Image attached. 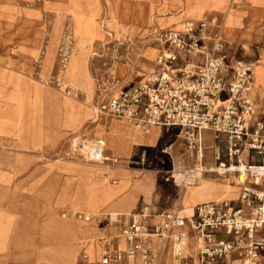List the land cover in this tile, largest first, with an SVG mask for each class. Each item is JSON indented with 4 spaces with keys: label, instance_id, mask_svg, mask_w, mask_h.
<instances>
[{
    "label": "crops",
    "instance_id": "1",
    "mask_svg": "<svg viewBox=\"0 0 264 264\" xmlns=\"http://www.w3.org/2000/svg\"><path fill=\"white\" fill-rule=\"evenodd\" d=\"M71 1V6L75 8L72 14L76 15L80 14V6L85 7L86 3L93 6L95 2ZM101 1L105 12V2ZM152 1L158 8L163 0ZM209 1L215 6L204 5L201 15H216L222 24L226 11L229 8L232 10V36L222 33V38L230 43L231 49L240 44L253 46L263 40L264 0ZM168 3L169 11L163 14L153 11L146 23L136 29L138 37L144 29H177L185 20L196 19L185 12L177 0H168ZM20 4L25 7L21 9ZM28 5L31 7L27 9ZM16 6H19L18 9ZM56 11L64 14L66 22L72 15L58 0H0V17L5 18L4 24H0V264H93L99 258L97 255L89 256V253L96 252V248L89 243L91 233L104 232L105 237L113 235V232L116 234L119 227L108 224L103 231L101 227L96 230L84 217L99 213H134L129 211L134 208L138 197L141 194L145 197L150 195L154 185L153 173L142 170L132 173L122 163L136 149L142 152L154 147L161 138L163 127H151L144 132L124 120L98 116L96 93L86 83L87 74L82 71L77 73V60L81 58L79 53H73L75 46L72 42L71 55L75 58L70 72H59V64L55 60L57 51L53 49L46 68L41 72L39 61L42 62V56L44 58L47 33ZM85 11H82L83 17L89 18L90 14ZM33 15L39 18L34 27L43 30L32 32L31 42L25 34L17 33L31 32L30 17ZM43 22L47 23V31H44ZM42 39L44 45L41 46ZM137 52L128 57L135 67L122 60L128 65L127 77L133 80L144 75L141 81L150 73H146L147 70L153 71L157 67L154 59L159 49L153 44L141 45ZM54 78H57L59 86L57 91L69 86L72 91L65 90V96L50 91ZM76 90L84 94V101H74L73 92ZM33 113H37L38 120L33 119ZM84 122H88L84 133L103 140L106 156L118 160L119 164H98L113 167L111 173L120 177L119 183L114 184L116 181L113 180V185L104 186L96 178V167L50 157L64 150V134L80 132ZM206 132L210 131L202 132L205 148L203 164L211 167L213 139L210 132L212 140L207 144ZM78 138L77 135L71 138V143ZM208 149L211 150L210 160H206ZM218 193V188H215L208 195L206 187L199 184L194 197L200 201L209 198L232 200L227 194ZM179 194L185 196V193ZM151 208L156 213L165 211ZM182 209L185 215L193 212L189 206ZM76 214L78 218H75ZM31 220L50 221L42 232L12 231L17 224H26ZM47 226H50L49 231L45 230ZM191 240L195 242L193 238L188 239V250H195L196 247L191 248ZM129 263L138 264V260L133 259Z\"/></svg>",
    "mask_w": 264,
    "mask_h": 264
},
{
    "label": "built area",
    "instance_id": "2",
    "mask_svg": "<svg viewBox=\"0 0 264 264\" xmlns=\"http://www.w3.org/2000/svg\"><path fill=\"white\" fill-rule=\"evenodd\" d=\"M221 26L218 16L203 14L177 29L153 28L148 37L159 49L157 67L138 82H99L95 106L98 116L144 132L177 129L193 159L183 185L212 173L236 183V198L201 203L190 215L156 213L149 205L108 214L107 224L119 230L102 238L93 264H161L167 252L178 264H264V115L256 114L252 98L254 62L236 57ZM204 131L212 133L211 167L203 164ZM73 147L84 161L108 162L100 138H78ZM189 238L195 250H188Z\"/></svg>",
    "mask_w": 264,
    "mask_h": 264
},
{
    "label": "rangeland",
    "instance_id": "3",
    "mask_svg": "<svg viewBox=\"0 0 264 264\" xmlns=\"http://www.w3.org/2000/svg\"><path fill=\"white\" fill-rule=\"evenodd\" d=\"M177 1L179 6L184 7L185 12L189 14L191 13L193 18L196 19L202 16L200 12L204 5H207V7L210 8L215 6L209 0ZM104 2L105 12L102 1L95 0L93 6L88 3H86L87 5L85 7L80 6V14L76 15L72 14L73 9L75 8L71 6V0H58V3L72 15L69 16L68 21L66 22L64 14L60 11H56L49 32L47 33L48 37L46 48L44 50V58L42 56V62L41 60L39 61V65H41V72H43L47 66L48 56L50 55L51 50L53 49L54 52L55 50H58L63 35L69 31L70 35L68 34V38L70 43H74L75 46L73 53H79V57L81 58L77 60V73L82 71L87 74L86 83L89 88L93 90L94 94L96 93L98 83L105 81V79H112L114 87L131 81H139L144 76L141 75L133 80L128 78V65L125 61H129V63H131L128 57L138 53L137 50L139 49V46L152 44L148 34L153 28L150 30L144 29L139 37L138 34H135V31L141 25L146 23L153 11L159 14L169 11L170 8L168 7V0H163L158 8L154 7L152 0H104ZM18 7L19 6H16L17 9ZM22 7L25 6L20 4L21 9H23ZM29 7L31 6H26L27 9ZM84 9L86 10L85 12L90 14L89 18L83 17L82 11L84 12ZM4 19V17H0V24H4ZM30 19V24L33 27L31 32L17 34H25V36L29 37L32 42V32L43 30V28L34 27L39 20L38 17L33 15ZM42 24L45 26L44 31H47V23L43 22ZM232 27V10L229 8L226 11L225 20L222 24V33L229 37L232 36ZM39 44L41 46L44 45V39H42ZM232 49L236 57L239 59L254 62L256 76L254 82L255 84L252 90V98L256 114L264 115V37L263 40L253 46L240 44L236 47L234 45V48ZM74 58L75 57L72 54L68 64L63 69L66 73L71 71ZM59 59L60 56L55 57L58 64ZM122 59H125V61ZM130 66L135 67L136 65L133 62ZM34 67L36 66L34 65ZM61 71L62 69L59 65V72ZM148 72H151V70H147L146 73ZM56 79L57 78L52 79L50 91L57 94L60 92L61 96H65V88H61L57 91L59 86L57 85ZM45 88L48 90L46 86ZM73 95L74 101H84V94L78 90H76ZM23 114L27 115L26 113ZM33 117L34 120H38L37 113H33ZM87 126L88 122H84L80 132L64 134V150H62V152L58 155L50 157H54L58 160L76 161L80 164L96 167V178L98 182L104 186L113 185V180L116 181L114 184L119 183V181H121L120 177L111 173L114 169L113 167L103 166L95 162L84 161L81 157V153L74 150L73 145L76 144V140L73 144L70 141V139L74 136H79V140L83 142L93 138L84 133V128ZM211 140L210 132H206L205 142L209 144L211 143ZM105 155L107 154L105 153ZM210 159L211 150L208 149L206 151V160ZM122 164L128 168L127 171L132 173L142 170L153 173L154 176V185L151 194L147 197L141 194L136 200L134 208H132L129 212H135L143 204H148L156 211L176 209L179 211L180 215H185L182 211V208L184 207L189 206L194 210L197 205L203 202L222 200L218 198H209L201 201L197 200L194 196L195 190L198 188L199 184L206 187L209 193L208 195H211L215 188H218L219 195L227 194L226 196H229L231 199H235L238 194V188L235 185V182L232 183L231 181L212 173L203 174V176L196 180L193 185H183V170L186 166L193 164V159L189 155L184 138L180 135L177 129L162 128L161 138L154 147L144 149L142 152H138V149H136L131 157H129L127 161ZM213 177H215L216 180H211ZM70 178L73 180L72 176H70ZM179 193H185V196L181 197ZM57 210L59 211L60 209ZM94 216L100 218L101 220H94ZM94 216L89 220L91 226H93L96 230H99L101 227V231H103V227L108 225L105 220L106 215L99 213ZM75 218H78L77 214L75 215ZM80 218L83 220L82 217ZM49 221L50 220H31L26 224L21 222L17 224L12 231L33 233L42 232ZM111 225L115 226L114 224ZM49 228L50 226H47L45 230L49 231ZM112 234H114V232ZM103 236L104 232L95 231L91 233L89 243L91 246L96 248V252L92 255L89 253L90 258L96 255L99 258L101 254ZM195 245L196 243L191 240V248L194 249L196 247ZM168 256L170 257L169 252L165 253L163 263L161 264H178L177 261L173 260L172 257L169 258Z\"/></svg>",
    "mask_w": 264,
    "mask_h": 264
},
{
    "label": "bare ground",
    "instance_id": "4",
    "mask_svg": "<svg viewBox=\"0 0 264 264\" xmlns=\"http://www.w3.org/2000/svg\"><path fill=\"white\" fill-rule=\"evenodd\" d=\"M68 34L70 35L69 31L65 35H63L62 41L59 44V48L57 50V56H60L59 65H60L62 70L68 64V62L70 60V57H71V43H70V40L68 38ZM221 37H222V28H221ZM255 73H256V71H255V68H254V82H255V76H256ZM254 82H253V84H255ZM102 142H103V140H102ZM103 146H104V142H103ZM105 158L111 164H119V162H118V160L116 158H110V157H108L106 155H105ZM114 214L115 213H111L109 215L113 216Z\"/></svg>",
    "mask_w": 264,
    "mask_h": 264
}]
</instances>
